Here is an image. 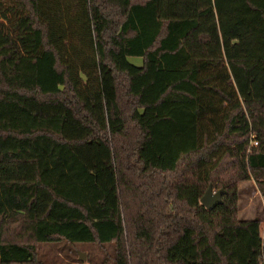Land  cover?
Here are the masks:
<instances>
[{
  "label": "trees",
  "instance_id": "trees-1",
  "mask_svg": "<svg viewBox=\"0 0 264 264\" xmlns=\"http://www.w3.org/2000/svg\"><path fill=\"white\" fill-rule=\"evenodd\" d=\"M247 180L264 0H0V264H261Z\"/></svg>",
  "mask_w": 264,
  "mask_h": 264
},
{
  "label": "rangeland",
  "instance_id": "rangeland-1",
  "mask_svg": "<svg viewBox=\"0 0 264 264\" xmlns=\"http://www.w3.org/2000/svg\"><path fill=\"white\" fill-rule=\"evenodd\" d=\"M129 61L135 65L141 64V59L137 57H129ZM238 216L242 219L252 218L255 215V212L260 210L264 215V197L261 196L259 191L256 188V185L252 180L243 181L239 184V198H238ZM264 223L261 224V226ZM263 227V226H262ZM264 234V229L262 235ZM76 252L83 253L85 255L84 259H80L77 255V258L83 261V264L87 263V257L89 254L99 256L98 252L93 251L90 248H79L76 249ZM60 264H73L70 261L62 260ZM77 264V263H74Z\"/></svg>",
  "mask_w": 264,
  "mask_h": 264
},
{
  "label": "water",
  "instance_id": "water-1",
  "mask_svg": "<svg viewBox=\"0 0 264 264\" xmlns=\"http://www.w3.org/2000/svg\"><path fill=\"white\" fill-rule=\"evenodd\" d=\"M224 193L223 189L213 190L211 186H209L203 195L200 198V203L208 210L221 203L222 195ZM79 258L84 259L85 255L83 253H79Z\"/></svg>",
  "mask_w": 264,
  "mask_h": 264
},
{
  "label": "built area",
  "instance_id": "built-area-1",
  "mask_svg": "<svg viewBox=\"0 0 264 264\" xmlns=\"http://www.w3.org/2000/svg\"><path fill=\"white\" fill-rule=\"evenodd\" d=\"M263 223H264V220H263ZM263 229H264V224H263V227H262ZM264 235V234H263ZM261 264H264V257H263V259H262V261H261Z\"/></svg>",
  "mask_w": 264,
  "mask_h": 264
}]
</instances>
